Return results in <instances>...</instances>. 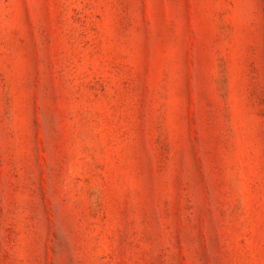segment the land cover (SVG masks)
<instances>
[{"label":"rangeland","instance_id":"obj_1","mask_svg":"<svg viewBox=\"0 0 264 264\" xmlns=\"http://www.w3.org/2000/svg\"><path fill=\"white\" fill-rule=\"evenodd\" d=\"M0 264H264V0H0Z\"/></svg>","mask_w":264,"mask_h":264}]
</instances>
